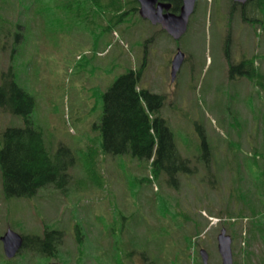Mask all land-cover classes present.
<instances>
[{
	"label": "rangeland",
	"instance_id": "obj_1",
	"mask_svg": "<svg viewBox=\"0 0 264 264\" xmlns=\"http://www.w3.org/2000/svg\"><path fill=\"white\" fill-rule=\"evenodd\" d=\"M230 1L197 0L174 38L135 14L104 31L86 0H0V74L11 68L32 96L29 119L46 147L63 143L75 156L64 188L32 196L7 195L0 169V237L8 228L63 233L54 256L22 248L8 259L0 240V264H202L200 248L221 264V228L232 238V264H264V33ZM178 50L184 58L172 81ZM250 56L261 76L235 70L231 78L228 59ZM142 64L139 85L164 95L161 114L194 170L180 173L177 188L150 178L147 160L103 151L94 125L102 92ZM25 125L0 108V137Z\"/></svg>",
	"mask_w": 264,
	"mask_h": 264
},
{
	"label": "trees",
	"instance_id": "obj_2",
	"mask_svg": "<svg viewBox=\"0 0 264 264\" xmlns=\"http://www.w3.org/2000/svg\"><path fill=\"white\" fill-rule=\"evenodd\" d=\"M92 2L103 10L104 31L122 24L128 15L136 12L134 0ZM242 14L250 24L258 21L264 31V0H252ZM254 61L246 58L239 64L230 62L229 72L232 75L237 70L244 74L242 67L247 66L246 74L252 79L259 78L261 75L252 69ZM142 69L143 65L127 69L102 92V113L94 125L100 130L103 151L145 159L150 167V178H159L177 188L180 173L194 170L189 160L180 154L174 134L161 114L164 95L139 86ZM0 75V108L21 114L26 122L24 127L5 128L0 137V169L5 193L32 196L40 188H64L69 181V169L75 163L72 150L63 143L53 152L46 147L41 131L35 129L29 119L34 103L32 96L15 82L11 68ZM260 216L264 217V210ZM22 235L23 248L47 256L56 254L63 239L61 230L46 226L42 235ZM186 246L194 247L190 239L186 240ZM183 255L187 260H195L194 252ZM171 262L181 264L178 260Z\"/></svg>",
	"mask_w": 264,
	"mask_h": 264
},
{
	"label": "water",
	"instance_id": "obj_3",
	"mask_svg": "<svg viewBox=\"0 0 264 264\" xmlns=\"http://www.w3.org/2000/svg\"><path fill=\"white\" fill-rule=\"evenodd\" d=\"M155 0H138L139 14L143 18H148L152 23L159 22L161 26L167 30V32L174 38L180 37L186 30L189 14L193 10L195 0H182L183 4L179 14L173 13H161L162 6L168 7V4H158L157 9L153 8ZM245 2L246 0H237ZM184 53L178 50L171 60V80L174 79L177 70L179 69ZM3 250L8 258H12L18 252L23 243V238L18 232L8 228L1 236ZM217 249L221 256L222 264L232 263V250H231V237L226 233L225 228H222L217 235ZM200 255L203 264L208 263V253L205 249H200ZM49 264H59L58 262L52 261Z\"/></svg>",
	"mask_w": 264,
	"mask_h": 264
},
{
	"label": "flooded vegetation",
	"instance_id": "obj_4",
	"mask_svg": "<svg viewBox=\"0 0 264 264\" xmlns=\"http://www.w3.org/2000/svg\"><path fill=\"white\" fill-rule=\"evenodd\" d=\"M88 1H93V0H88ZM196 3H197V0H195L194 9L192 10L190 16L195 11ZM158 4H168V7L162 6V8L160 9L162 14H165L168 12L173 13V14H179L181 10V6H182V0H155L153 3V8L157 9ZM137 5H139L138 2H137ZM245 6H247V1L239 2V1L232 0L231 10L233 11V9L235 10L238 9L242 13V10L245 9Z\"/></svg>",
	"mask_w": 264,
	"mask_h": 264
}]
</instances>
